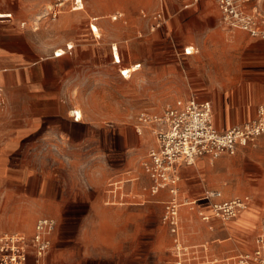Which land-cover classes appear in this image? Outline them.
<instances>
[{"label": "rangeland", "instance_id": "obj_1", "mask_svg": "<svg viewBox=\"0 0 264 264\" xmlns=\"http://www.w3.org/2000/svg\"><path fill=\"white\" fill-rule=\"evenodd\" d=\"M57 1L0 0V13L5 15L12 13L11 16L0 17V28L13 30L12 26L1 25L7 23L16 25L17 30L25 33V36L17 39L20 42L30 40L33 45L35 44L36 57L46 56L50 52L55 55L56 50L66 49L67 44L74 45V48L63 56H68L72 62H76L74 67L77 66L75 69L77 72L74 77H78L79 83V93L77 91L76 97L80 101L77 109L81 108L80 110L84 112L82 120L102 121L104 125L110 127L125 123L130 127L140 111L162 110L174 103L188 88V82L176 57L169 49L166 33H149V15L152 18L159 8L158 4L155 8L148 9L141 5L136 8L135 5L125 3V0H85L86 9L72 11L66 5L54 17L53 11ZM142 8L146 9L147 17L140 16ZM117 11L126 13L127 23L112 20V15ZM92 15L103 17L102 28L99 31L101 37L94 36L93 52L78 51L74 38L84 41L86 36L81 33L73 36L74 28H70V24L60 25V18L73 16L74 20L71 22L75 24V29H83ZM175 20L176 16L171 22L174 24ZM179 21L178 30L175 25L178 38L185 36L196 42L202 40L199 33L202 27L200 19H193L189 29L183 28L182 19ZM169 22L170 19L167 24ZM141 30L142 36L138 34ZM113 41H121L129 50L128 60L142 63V67H139L129 79L122 77L119 67L109 59L110 43ZM225 43H233L231 60L237 65V73L233 77H224V80L235 81L233 83L225 81L217 93V100L212 101L217 123L224 120L227 110H231L232 113L241 111L243 114L247 111L251 98L249 87L253 81L259 82L264 91L263 49L247 39L235 43L227 38ZM223 61L225 62V59ZM0 84L1 96L5 90V82L1 76ZM226 99L228 101H225ZM225 102L229 103V109ZM261 104L264 102L256 105L250 119L247 113L246 118L239 124L256 119L257 109ZM4 121L5 118L0 117V125L4 124ZM142 144L145 146L143 140ZM141 146L135 145L131 149L136 152L135 162L143 155L140 151ZM40 150L36 146L6 148L0 145V173L20 169L23 165L27 166V163L32 168L31 171L35 172L38 169V161L43 159ZM56 155L64 160L55 165L58 170L90 174L94 166L97 174L105 171L102 161L89 155L85 148L55 149L50 158ZM23 159L25 164L21 162ZM201 159L205 160V164L200 166L198 163ZM196 161L197 163L191 165L189 169L186 198L183 201H193L192 199L204 195L206 189L217 187L224 190L226 198H232L238 193H250L253 197L251 206L262 214L264 133L253 143L241 146L234 155L223 154L216 159L202 157ZM30 182L28 197L32 200L38 196V180ZM205 186L207 187L204 188ZM84 207L85 211L67 213V218L65 217L66 220H78V227H68L67 224L63 226L59 220L48 254V264H175L174 243L167 226L161 221L160 211L138 206L106 205L103 200ZM253 207L246 211L252 213ZM201 211L205 214L212 213L209 208ZM201 211H198L195 202L182 206L181 220L185 243L196 245L198 249H202V245L206 244L208 249L216 253L213 257H208L205 254L201 255L202 251L199 250L196 264H219L218 261L211 259L224 255L234 240L239 243L248 237L236 240L237 238L222 234L223 222L218 217L213 220L214 229H210L202 220ZM40 216L35 218L32 228ZM227 225V228L239 226L231 222ZM29 231L30 234L33 229Z\"/></svg>", "mask_w": 264, "mask_h": 264}, {"label": "crops", "instance_id": "obj_2", "mask_svg": "<svg viewBox=\"0 0 264 264\" xmlns=\"http://www.w3.org/2000/svg\"><path fill=\"white\" fill-rule=\"evenodd\" d=\"M83 2V9H86L85 0ZM125 3L135 5L136 8H139V5L146 6L148 9L155 8L158 4L159 8L156 11L162 9L166 17L170 19L169 24L166 22L161 27L152 30L153 18L149 15L148 28L149 33H166L169 49L176 57L184 78L188 82V88L177 99L195 95L201 100L216 101L217 93H219L220 87L224 86L225 81L227 83L235 81L234 79L224 80V77H233L237 73V65L231 60L233 43H225L227 38L235 43L247 39L264 51L263 38L244 30H226L222 26L221 10L217 0H125ZM66 5L72 11L83 10L73 9V1L67 2ZM141 15L143 18L148 16L145 8L141 9ZM175 16L176 20L173 24L171 19H175ZM102 18L100 15L90 16L83 29H75V24L71 22L74 20L73 16H62L59 23L60 25L64 23V26L70 24V28H74L73 36L79 33L85 35L84 41L74 38L76 47L78 51L86 50L91 53L90 51L94 50V36H96L91 29V23L98 26L97 34H101L99 31L102 28ZM181 19L184 29L190 28L193 19H200L202 27L199 33L202 35V40L196 42L185 36L178 38L176 29H179V20ZM112 20H122L127 23L128 16L124 11H117L112 15ZM4 25L12 26L13 30L0 28V76L5 82L4 93L0 96V117H4L6 120L4 124L0 125V145L6 148L36 146L41 149L43 159L38 161V169L35 172L31 171L32 168L27 163V166L23 165L20 169L0 173V233L5 231L29 233V230L34 229V227L32 228L34 220L39 215H41L40 217L56 218L63 226L67 224L68 227H78V220H66L67 213L85 211L84 205H92L99 200H103L106 205H129L160 211L162 221L164 203L169 199L170 194L165 190L156 195L145 193L140 185L147 179L134 183V193L127 195L125 202L116 200L108 191V183L111 179L134 175L133 172L137 173L141 170L140 161L145 157L149 148L155 144L152 129L147 127L142 134H138L135 128V119L130 127L125 123L110 127L104 125L102 121L82 120L84 112L81 119H75L73 111L78 110L77 104L80 102L76 97L77 91L79 93L78 77H74L77 72L75 70L77 66L74 67L76 62H72L71 58L63 56L64 54L53 55V52L46 56L36 57L35 44L33 45L30 40L20 42L17 39L20 36H25V33L17 30L16 25L7 23L1 26ZM138 34L142 36V30ZM125 42L128 46L127 41ZM112 43L119 45L120 63L114 62L111 51ZM190 46L193 47L192 52L186 53L185 48ZM128 54L129 50L121 41L110 43L109 59L119 69L141 63L128 60ZM249 89L251 98L244 114L241 111L232 113L231 110H227L224 120H219L218 123L214 117L215 125L219 130L224 131L239 124L246 118L247 113L250 119L256 105L264 102V91L259 82L253 81ZM227 98L229 99V97ZM83 105L86 107L84 102ZM225 105L229 109V103L225 102ZM142 140L145 146L142 144ZM140 144L142 145L140 151L143 152V155L135 162L136 152L131 149ZM241 146L243 145H240L238 150ZM62 148L87 149L89 155L102 161L104 173H95L94 166L91 175L77 171L58 170L55 165L64 162V160L57 155L50 158V154L52 156L55 149ZM202 157L211 158L208 155ZM24 160L21 162L24 163ZM71 160L70 158L69 161L71 162ZM204 164V159L198 163L200 166ZM190 167L191 165L184 166L181 170L182 200L186 198V184H188ZM36 179L38 180V196L36 199L30 200L28 197L30 181ZM213 189H219L223 194L225 193L223 189L217 187ZM224 189L227 191V188L224 187ZM246 194L252 197L250 193H238L234 196ZM143 197H147V199L144 200ZM202 197L203 195L189 201L196 203L198 211L209 208L207 202L199 203ZM157 203L162 205H154ZM252 203L253 197L251 205ZM251 205L250 207H253ZM246 210L229 221L239 226L227 228L228 225L223 223L221 233L237 238L236 240L244 237H248V239L239 243L234 240L231 242V248L224 255L214 257L211 259L212 261L217 262V260L239 251H248L254 248L264 208L261 215L255 207H253L252 213H248ZM25 219L27 222H24ZM214 219L216 218L213 216L210 221L202 220L210 229H214ZM61 249L63 250V248ZM200 250L202 251L201 255L205 254L208 257L216 255L211 249H208L206 244L202 245ZM31 263H33L32 259Z\"/></svg>", "mask_w": 264, "mask_h": 264}, {"label": "built area", "instance_id": "obj_3", "mask_svg": "<svg viewBox=\"0 0 264 264\" xmlns=\"http://www.w3.org/2000/svg\"><path fill=\"white\" fill-rule=\"evenodd\" d=\"M69 1H73V9L84 8L83 0H58L53 11L54 17ZM217 2L221 10V23L226 30H244L264 39V0H217ZM152 18V30L168 21L162 9L156 11ZM91 29L96 37H101V34L96 33L97 25L91 23ZM66 47L63 50H56L55 55L61 56L71 51L74 45L67 44ZM192 50L193 47L185 48L186 53H191ZM111 51L114 62L120 63L118 43L111 44ZM135 67L138 69L141 63L119 70L121 75L128 79L136 71H131ZM73 114L75 119L82 118L78 110H74ZM135 120L138 134H142L147 127L152 129L155 144L140 161L141 170L133 172L134 175L111 179L108 191L116 200L125 202L126 196L134 193V183L143 179H147L140 185L145 193L156 195L162 190L167 191L170 197L164 203L162 222L168 227L173 238L175 264H196L200 249L196 245L185 243L182 230L180 208L191 202L182 200L181 170L184 166L195 164L202 156L208 155L216 159L223 154L234 155L240 145L253 143L264 133V104L258 107L256 119L234 125L224 131L215 125L212 102L201 100L195 95L177 99L159 111L142 110L136 114ZM143 199L146 200L147 197ZM202 199L207 201L212 211L211 214L201 211L202 219L210 221L214 216L223 223L238 217L250 207L252 201L248 194L225 198L221 190L213 188L206 189ZM57 226L56 218L43 216L37 219L30 234L21 231L1 232L0 264H47ZM217 261L219 264H264V215L252 250L239 251Z\"/></svg>", "mask_w": 264, "mask_h": 264}, {"label": "bare ground", "instance_id": "obj_4", "mask_svg": "<svg viewBox=\"0 0 264 264\" xmlns=\"http://www.w3.org/2000/svg\"><path fill=\"white\" fill-rule=\"evenodd\" d=\"M10 15H12V14H6V15H5V14L0 13V17H6V16H10ZM97 32H98V31H97ZM97 32H96V33H97ZM191 46H192V45H191ZM191 46H190V47H191ZM59 50H63V48H60ZM195 51H196V50H195ZM62 53H63V52H62ZM62 55H63V54H62ZM135 70H137V67L131 69V71H135ZM80 109H81V108H80ZM80 109H78V112H79V114L82 115V114H83V113H82L83 111L80 110ZM82 116H83V115H82ZM196 163H197V162H196ZM206 202H207V201L204 200V199H201V200L199 201V203H201V204L206 203ZM230 221H231V220H230ZM228 222H229V221H227V222L224 223V224H227Z\"/></svg>", "mask_w": 264, "mask_h": 264}]
</instances>
